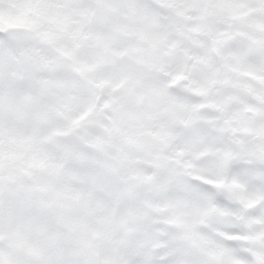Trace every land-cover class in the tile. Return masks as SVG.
Segmentation results:
<instances>
[{"label":"snow or ice","instance_id":"obj_1","mask_svg":"<svg viewBox=\"0 0 264 264\" xmlns=\"http://www.w3.org/2000/svg\"><path fill=\"white\" fill-rule=\"evenodd\" d=\"M0 264H264V0H0Z\"/></svg>","mask_w":264,"mask_h":264}]
</instances>
